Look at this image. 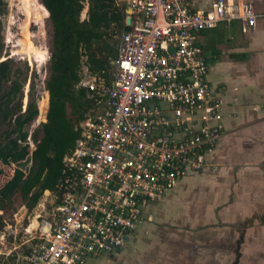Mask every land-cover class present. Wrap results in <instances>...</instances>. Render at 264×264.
<instances>
[{
  "label": "built area",
  "instance_id": "obj_1",
  "mask_svg": "<svg viewBox=\"0 0 264 264\" xmlns=\"http://www.w3.org/2000/svg\"><path fill=\"white\" fill-rule=\"evenodd\" d=\"M115 2L131 24L117 39L111 81L81 65L76 87L98 111L81 124V137L64 158L63 194L36 215L33 231L31 223L25 228L29 252L15 264L112 261L154 202L205 171L225 132V87L209 82L194 33L234 21L247 32L264 18V8L250 2L214 0L199 11L191 0ZM87 11L88 4L82 20ZM28 143L33 148L31 136Z\"/></svg>",
  "mask_w": 264,
  "mask_h": 264
},
{
  "label": "crops",
  "instance_id": "obj_2",
  "mask_svg": "<svg viewBox=\"0 0 264 264\" xmlns=\"http://www.w3.org/2000/svg\"><path fill=\"white\" fill-rule=\"evenodd\" d=\"M213 1L190 6L207 10ZM227 1L264 8V0ZM194 36L209 82L225 87V132L205 171L183 178L162 200L172 203L170 215L179 211L171 223L176 231H157L160 203L152 205L114 259L121 264H264V18L247 32L234 21ZM185 202L193 209H180Z\"/></svg>",
  "mask_w": 264,
  "mask_h": 264
},
{
  "label": "trees",
  "instance_id": "obj_3",
  "mask_svg": "<svg viewBox=\"0 0 264 264\" xmlns=\"http://www.w3.org/2000/svg\"><path fill=\"white\" fill-rule=\"evenodd\" d=\"M38 1L53 28L46 81L48 103L42 109L40 128L30 134L26 126L39 115L34 90H30L23 111V84L12 79L9 59L0 62V211L11 202L32 211L45 192L63 194L62 184L69 174L64 158L81 137V124L95 110L87 91L76 87L81 65H89L94 74L109 83L117 39L130 29L126 26V10L119 8L115 0ZM86 4L87 17L82 20ZM4 13L5 3L0 0V14ZM30 136L33 148L28 144ZM5 223L3 213L0 226L4 230ZM30 223V227L37 225L35 218L26 226Z\"/></svg>",
  "mask_w": 264,
  "mask_h": 264
},
{
  "label": "rangeland",
  "instance_id": "obj_4",
  "mask_svg": "<svg viewBox=\"0 0 264 264\" xmlns=\"http://www.w3.org/2000/svg\"><path fill=\"white\" fill-rule=\"evenodd\" d=\"M4 3L5 13L0 14V62L9 59L8 62L12 68V79L17 78L23 84L21 96L23 111L26 109L31 89L34 90L33 93L38 102V111L42 110L48 103L49 95L46 90V81L50 71V52L53 45L51 21L49 16L47 17L41 10L38 0H4ZM83 14L84 10L82 11L81 18H84ZM97 111L98 109L95 107L93 111L95 115ZM93 112L88 117H94L92 115ZM7 127L8 125L6 124L3 130L5 131ZM38 128H40L38 116L26 126V130L30 134ZM55 196L51 192L48 194L45 192L41 203L32 211H29L25 206L20 207L16 202L6 204V209L0 211V215L4 213L5 225L7 226L6 230L0 226V264L4 262L8 264L22 262L29 247V244L25 243L29 237L25 230L27 227L26 223L32 221L36 215H44V206L47 209H51V203L55 200ZM163 198L160 199L161 201L158 200L153 204V206H156L160 203L158 214H156L157 216L152 221L157 226L158 232L168 229L175 230L174 227L177 225L171 224L172 217H179L176 214L179 212L177 208L176 212L170 215L171 206L173 205L171 202L162 201ZM188 206H190V209H193V203L188 204ZM188 206L185 202L181 203L179 208L189 209ZM202 245H206V242L202 243ZM190 256L192 257V255ZM117 259L119 260V258ZM118 260H113V263H111L110 260L107 261L100 258L91 261L89 264H121ZM128 262L129 264H133L130 260ZM124 264L126 263L124 262ZM186 264L195 263L188 260ZM215 264H226V262H215Z\"/></svg>",
  "mask_w": 264,
  "mask_h": 264
},
{
  "label": "water",
  "instance_id": "obj_5",
  "mask_svg": "<svg viewBox=\"0 0 264 264\" xmlns=\"http://www.w3.org/2000/svg\"><path fill=\"white\" fill-rule=\"evenodd\" d=\"M130 24H131V18H130V16H128L127 18H126V26H130ZM49 227H50V224L49 223H47V222H45L44 224H43V226H42V230L43 231H47L48 229H49Z\"/></svg>",
  "mask_w": 264,
  "mask_h": 264
},
{
  "label": "bare ground",
  "instance_id": "obj_6",
  "mask_svg": "<svg viewBox=\"0 0 264 264\" xmlns=\"http://www.w3.org/2000/svg\"><path fill=\"white\" fill-rule=\"evenodd\" d=\"M36 228V225L31 226L30 231H33Z\"/></svg>",
  "mask_w": 264,
  "mask_h": 264
}]
</instances>
